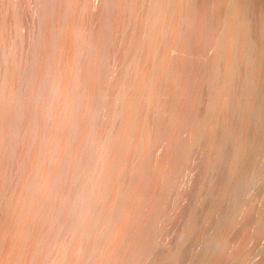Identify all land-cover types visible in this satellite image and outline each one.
<instances>
[{
  "label": "bare ground",
  "instance_id": "obj_1",
  "mask_svg": "<svg viewBox=\"0 0 264 264\" xmlns=\"http://www.w3.org/2000/svg\"><path fill=\"white\" fill-rule=\"evenodd\" d=\"M0 264H264V0H0Z\"/></svg>",
  "mask_w": 264,
  "mask_h": 264
},
{
  "label": "rangeland",
  "instance_id": "obj_2",
  "mask_svg": "<svg viewBox=\"0 0 264 264\" xmlns=\"http://www.w3.org/2000/svg\"><path fill=\"white\" fill-rule=\"evenodd\" d=\"M261 158H259V156L257 155L256 158H255V161H254V168L257 169L259 166H260V163H261ZM254 180H256V178H253Z\"/></svg>",
  "mask_w": 264,
  "mask_h": 264
}]
</instances>
